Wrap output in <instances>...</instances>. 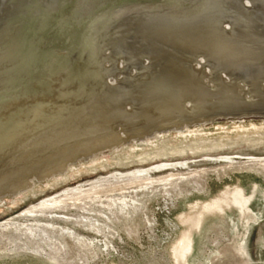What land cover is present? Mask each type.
I'll use <instances>...</instances> for the list:
<instances>
[{
    "label": "rangeland",
    "instance_id": "374dc122",
    "mask_svg": "<svg viewBox=\"0 0 264 264\" xmlns=\"http://www.w3.org/2000/svg\"><path fill=\"white\" fill-rule=\"evenodd\" d=\"M194 1L153 6L177 16L204 0ZM215 1L201 22L228 29L240 16L248 25L236 26L237 31L264 37L263 0ZM145 7L90 35L60 81L0 122V165L24 140L56 127L88 103L109 106L120 95L121 104L132 110L139 84L150 74L146 69L155 67L152 75L158 76L174 68L170 76L177 84L164 93L179 111L159 126L154 123L162 120L132 127L115 123L108 149L44 176L51 165L21 171L10 183L24 181L15 191L0 185V264H264V69L254 66L244 74L215 68L204 49L155 46L153 36L163 28L142 19V13L151 14ZM96 36L98 54L89 49V39Z\"/></svg>",
    "mask_w": 264,
    "mask_h": 264
},
{
    "label": "bare ground",
    "instance_id": "6f19581e",
    "mask_svg": "<svg viewBox=\"0 0 264 264\" xmlns=\"http://www.w3.org/2000/svg\"><path fill=\"white\" fill-rule=\"evenodd\" d=\"M197 1H194L192 3H195ZM214 1L215 0H204L196 8H194V10H192L193 9L192 8L191 10L187 9L186 11H184L182 13H178V14L176 13V15L179 17L170 16L169 14L160 13L157 10V8H155V6H153V4L147 5V7H145L144 9L148 10V12H151V14L142 13L141 14V15H143L142 19L144 17L148 18V19L153 18L154 19L153 21H155V22H152L150 19L151 25H152V23H154L155 25L157 23L159 25L161 24L162 28H163L162 31L165 32V33L160 32V34L158 32V35H154L153 36L154 37V43L153 44L155 46L159 45L160 43L163 44L164 46L169 45L172 48H176V51L179 48L180 49L181 48L186 49L187 47H190V48L198 47V49L201 48V50L204 49L208 52L207 54H209L211 61L215 59V61H214L215 64L213 66L215 68L221 67V68L230 69L232 71H236L239 73L244 72V74L249 72L252 69V67H254V66H255L254 68L258 69V71H259V68L264 69V37L260 38V37L254 36V35H248L247 30H246V34H245V31H244V33H242V32H239L236 30V26L240 28V27H245L246 25H248L247 21L245 22V21H243V19H240L241 18L240 16H238L237 18H236V16H234L236 19H232L233 24H230L229 22H227V23H229V26H227L228 29L222 28L217 23L207 24V23L201 22V21H203V19H200L199 18L200 16H203L205 14L207 15V14L213 12V10L215 9V8H213V6H215L214 3L218 4V2H216V1L214 2ZM245 1H247V0H245ZM262 3H264V0ZM220 4H221V2H220ZM139 10H141V9H139ZM146 10H142V12H144ZM214 12H216V11H214ZM136 14H138V13H136ZM262 22H264V21H262ZM225 23L226 22H224V24ZM255 23L256 22H254L253 25ZM158 24L156 25V27L159 26ZM257 27H256V29H257ZM246 28L248 29V27H246ZM258 28H260V27H258ZM249 29L251 30L252 28H249ZM256 29H255V31H256ZM173 30H179L178 33H180V34L174 35ZM261 30H263V29H261ZM162 33H163V35H162ZM84 40H83V42H84ZM107 42L108 41H106V43ZM82 43H81V45H82ZM102 43H103V41H102ZM81 45H80V47H81ZM161 47H163V46H161ZM167 48H169V47H167ZM157 49L158 48H156V50ZM198 49H196V50H198ZM187 50H188V48H187ZM159 51H160V48H159L158 52ZM164 51H165V49H164ZM150 52H151V50H150ZM161 52L163 53L162 49H161ZM188 52H189V50H188ZM194 52H196V51H194ZM190 53H193V52H190ZM184 54H186V53H184ZM184 54H183V56H184ZM76 55H79V54L77 53ZM116 55H117V53H116ZM165 56H166V53H165ZM98 57H99V55L96 56V59ZM113 57H115V56H113ZM176 57H175V59H177ZM110 58H112V57H110ZM110 58H108V60ZM156 58L159 59L158 56H156ZM169 58H170V56H169ZM186 58H188V57L186 56ZM99 59H100V62H102L101 61L102 58L99 57ZM105 59H106V57H105ZM155 59L153 61H155ZM113 60H115V59H113ZM172 60H173V57H172ZM191 60H192V58H191ZM186 61H188V60L186 59ZM155 63H157V62H155ZM172 64H173V62H172ZM175 64H173L174 67H177ZM173 65H171V67H173ZM141 66H143V65H141ZM166 66H169V65H166ZM99 67L96 65L95 68L98 70V72L101 76V80H102L103 73H102L101 68H99ZM151 67H153V66H151ZM156 67H158V64ZM161 68H165V67L164 66L160 67V70H158V71L165 70V69H161ZM189 68H190V65H189ZM152 69H156V68L153 67ZM152 69L148 70V72H147V69L146 70L143 69L145 71V73L148 74L150 72V74L148 77H146V79H144L142 84H139L140 89L139 88L138 89L140 90L141 93H140V95H138V97H139L138 102L135 103V105L136 104L137 105L135 106L134 104L131 103L132 105L135 106L134 108L132 107L133 108L132 110H130V109L126 110V104H121V100L124 99V97L121 98L120 95H114L113 98L110 99V102L108 103V104H110L109 106L107 104L103 105L104 103H102L103 106L101 105V106L97 107V106H95L96 104L91 105L92 104V102H91L90 107H87V106H89V103H88L81 110L79 109L77 111V113L74 116H72L71 118H69L68 120H65L64 122H60L59 125H57L56 127L52 128L46 132H43V133H40L38 135L31 137L26 142H24L25 141L24 140L22 143H20L19 146L17 147V149L14 152H12V154L9 155L4 160L5 162H2L0 165V185H3V184L8 185V186H5V187H7V189L10 188L9 189L10 191H15L14 188L19 187L17 185L21 186L24 183V181L21 183H16V184L14 183V185H10V183L15 181L13 178L14 176H16L15 174H17L21 171L27 170L31 167L35 168L36 165H51V166H49V168H47L46 170H43L41 172L42 175H43V173L47 175V173H49L51 170L65 168L66 164L69 161H72L73 159L76 160V158L78 159V157L80 158V156L87 158L89 156V154H93V152L102 150L104 148L108 149L109 147H111V144L114 143L115 134L113 133L111 126L115 123H117V125H119L118 123H121L122 125H126L128 127H132V126H136V125L137 126L138 125H145V123L147 124L148 122H150V123L152 122V124H153V122L156 120H160V121L162 120V122L160 124L157 123V125H155L156 123H154V126H159L162 123H166L165 119H167L168 116H170V115L172 116V114L175 115L179 111L176 107V103L172 100L170 94H168L169 92H167V94L164 93L167 88L175 87V83L177 81L173 83V81L171 80L172 76H170V74L174 68L171 70V72L169 74L165 73L167 71L166 70L163 73L161 72L160 75H158V76L152 75L153 73H155V71ZM158 69H159V67H158ZM166 69L169 70V68H166ZM175 72H178L181 74L182 70H181V72H179L177 70ZM139 73L137 72V75ZM142 73H143V71H142ZM164 73H165V75H164ZM156 74H157V72L154 75H156ZM184 74H185V72H184ZM184 74L183 75L181 74V76H184ZM171 75L174 76V74H171ZM189 76H190V74H189ZM175 77L178 78L180 76L175 75ZM185 77H184V79L186 80ZM180 78L178 80H180ZM262 80H264V79H262ZM77 81H79V79H77ZM182 81H183V78H182ZM81 82L82 81H79V83H81ZM256 82H259V81H256ZM137 87L135 88V91H136ZM120 91H118V92H120ZM123 91H124V89H123ZM126 91H127V89H126ZM166 91H168V90H166ZM136 93H137V91H136ZM98 95H100V94H98ZM208 96H211V95H208ZM95 98L96 97H94L92 100H94ZM213 99H215V98H212V100ZM92 100H90V101H92ZM202 100L203 99H199L200 102ZM222 100H224V99H222ZM131 101H132V99H131ZM135 101H136V99H135ZM101 102H103V101H101ZM217 106H220V105H217ZM230 110H233V109H230ZM188 112H189V110H188ZM180 114L183 115L182 113H180ZM156 128H158V127H156ZM113 130H115V129H113ZM195 150H197V149L195 148ZM84 160H86V159H84Z\"/></svg>",
    "mask_w": 264,
    "mask_h": 264
},
{
    "label": "water",
    "instance_id": "95a60500",
    "mask_svg": "<svg viewBox=\"0 0 264 264\" xmlns=\"http://www.w3.org/2000/svg\"><path fill=\"white\" fill-rule=\"evenodd\" d=\"M183 1L0 0V122L60 81L90 35L137 7ZM99 38L89 39L97 54Z\"/></svg>",
    "mask_w": 264,
    "mask_h": 264
}]
</instances>
